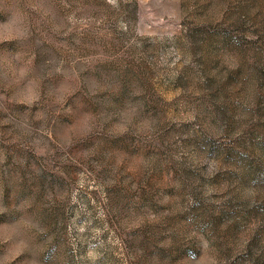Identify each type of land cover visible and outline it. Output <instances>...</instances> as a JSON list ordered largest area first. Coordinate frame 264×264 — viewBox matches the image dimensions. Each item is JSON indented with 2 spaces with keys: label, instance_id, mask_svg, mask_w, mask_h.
<instances>
[{
  "label": "rangeland",
  "instance_id": "374dc122",
  "mask_svg": "<svg viewBox=\"0 0 264 264\" xmlns=\"http://www.w3.org/2000/svg\"><path fill=\"white\" fill-rule=\"evenodd\" d=\"M0 264H264V0H0Z\"/></svg>",
  "mask_w": 264,
  "mask_h": 264
}]
</instances>
